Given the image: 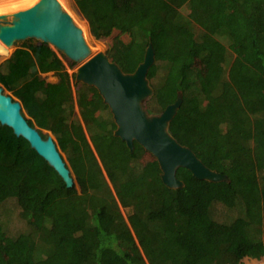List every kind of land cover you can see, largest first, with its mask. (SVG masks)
I'll use <instances>...</instances> for the list:
<instances>
[{
    "label": "trees",
    "instance_id": "16d2710c",
    "mask_svg": "<svg viewBox=\"0 0 264 264\" xmlns=\"http://www.w3.org/2000/svg\"><path fill=\"white\" fill-rule=\"evenodd\" d=\"M72 1L95 39L113 31L129 36L107 51L123 72L134 71L152 45L147 111L160 113L180 94L169 133L228 180L197 179L178 167L183 186L166 187L154 157L141 163L143 148L134 141L130 151L114 136L96 88L63 70V59L75 63L45 43L25 45L0 63V86L77 165L66 163L74 184L67 187L0 124V264H242L263 257L264 0ZM48 72L55 82L41 76ZM8 201L25 225L13 235L2 219ZM120 207L132 208L128 222Z\"/></svg>",
    "mask_w": 264,
    "mask_h": 264
},
{
    "label": "water",
    "instance_id": "95a60500",
    "mask_svg": "<svg viewBox=\"0 0 264 264\" xmlns=\"http://www.w3.org/2000/svg\"><path fill=\"white\" fill-rule=\"evenodd\" d=\"M27 39L82 49L85 60L76 68L75 81L96 88L112 115L116 126L114 136L124 141L130 151L135 141L149 152L158 163L160 178L166 187L175 189L183 186L176 177L178 167L186 168L197 179L211 182L228 180L225 174L208 168L189 147L180 144L169 133L168 124L180 106V94L158 114H150L143 107V102L153 94L147 78V72L155 62L151 44L146 47L143 60L134 71L123 72L105 52L91 55L79 29L57 0H40L26 9L0 14V59L8 58L9 49L18 48ZM0 124L8 127L15 137L24 139L67 187L74 185L52 133L36 125L31 126L20 101L2 86ZM43 130L48 134L45 135Z\"/></svg>",
    "mask_w": 264,
    "mask_h": 264
},
{
    "label": "rangeland",
    "instance_id": "374dc122",
    "mask_svg": "<svg viewBox=\"0 0 264 264\" xmlns=\"http://www.w3.org/2000/svg\"><path fill=\"white\" fill-rule=\"evenodd\" d=\"M7 1H10V0H6L5 2H7ZM27 7H29V6H27ZM64 8L66 10H68L69 12L71 11L70 14L73 16V18H75L74 20H75V22L78 25H80V26L84 25V28H85L84 30L85 31L83 30V35H84L86 41L88 42V44L90 45L89 47L91 49V55L94 54V53H97L99 51L105 52L107 54L108 49L115 45V41L117 39L121 40L122 42H125V43L129 41V36L127 34H121L118 31H113L111 33V35L106 37V38L95 39L90 34L86 21L77 12L73 1L72 0H65ZM38 43H39V41H37V40L27 39V40L22 41L19 44L18 48L24 47L25 45H36ZM16 49L17 48L12 47L10 49V55ZM54 51L57 52L56 50H54ZM58 55L62 58L60 53H58ZM5 59L6 58H1L0 59V63L2 61H4ZM63 61H64L65 65H66L67 63H66L65 59H63ZM65 65L63 64V70L66 73H68L69 76L73 77L72 75L73 74L75 75L76 68L78 67L79 64L75 63V65L72 66V67H69L68 65L65 66ZM41 76L44 77L46 79V81H48V82H55L56 81V77H55V75L52 72L43 73V74H41ZM74 81H72V82H74ZM72 90H73V96L75 97V93H74L75 87H74V85L72 86ZM6 92L9 93L8 91H6ZM146 100L143 102V107L145 109L148 107L145 104ZM73 113H74V117H76L78 120H80V115H79V112H78V109H77V106H76L75 102H74V106H73ZM150 114H158V113H150ZM66 117H67L68 120H70V118H71L69 113H67ZM43 133L45 135L48 134V132L45 131V130H43ZM53 139H54V141H55V143H56V145L58 147V143L55 140V137ZM60 153H61V155H63L62 157H63L64 161L67 163V165H74V166L77 165V162H75V158L72 157L68 152L60 151ZM152 158H153V156L149 152H147L145 150H144V153H142V155L139 156V159H140L141 163H144V162H146V161H148V160H150ZM1 210H2V219L5 221V227H6V230L8 231L9 234L13 235V234H15V233H17L19 231H22L25 228L24 223H22L23 221H21V219L19 217V212L17 211V206L15 205V203L13 201H8V202L4 203L2 205ZM220 211H221V215L234 216V213H232V212H224L223 209H221ZM120 212H121L122 216L124 217V219L128 222V217L132 214L133 210H132L131 207H126V208L120 207ZM221 217L223 218L224 216H221ZM242 264H264V256L259 258V259L245 257L242 260Z\"/></svg>",
    "mask_w": 264,
    "mask_h": 264
},
{
    "label": "bare ground",
    "instance_id": "6f19581e",
    "mask_svg": "<svg viewBox=\"0 0 264 264\" xmlns=\"http://www.w3.org/2000/svg\"><path fill=\"white\" fill-rule=\"evenodd\" d=\"M5 1L4 0H0V14L1 13L11 14L12 12H17V11L26 9L27 6L30 7L31 5L37 4L38 1H40V0H10V1H7V2H5ZM57 1L60 3L62 8L70 15V17L72 18V21L74 22V24L77 26V28L80 31V34L82 36L84 44L89 47L90 45L88 44V42L86 41V39H85V37L83 35V30L85 29L84 25L80 26V25H78L75 22L73 16L70 14V12L64 8V0H57ZM48 46H50L52 49H54L58 53L64 55L66 58H68L69 60L73 61L76 64L80 65L85 60V55H84V53H83L81 48L79 50V49H75L74 47H72L70 45L69 46L68 45L64 46L63 43L60 44V45H58V44L55 45V43L52 42V41H49V45ZM10 49H9V52H10ZM90 51H91V49H90ZM46 140H49L48 137H47ZM69 175H70V173H69Z\"/></svg>",
    "mask_w": 264,
    "mask_h": 264
}]
</instances>
